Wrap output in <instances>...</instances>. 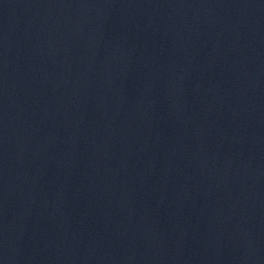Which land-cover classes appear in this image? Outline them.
I'll use <instances>...</instances> for the list:
<instances>
[{
    "label": "water",
    "instance_id": "obj_1",
    "mask_svg": "<svg viewBox=\"0 0 264 264\" xmlns=\"http://www.w3.org/2000/svg\"><path fill=\"white\" fill-rule=\"evenodd\" d=\"M0 264H264V0H0Z\"/></svg>",
    "mask_w": 264,
    "mask_h": 264
}]
</instances>
